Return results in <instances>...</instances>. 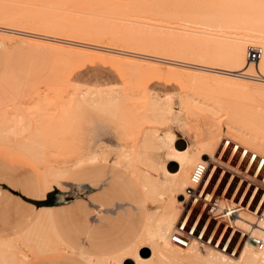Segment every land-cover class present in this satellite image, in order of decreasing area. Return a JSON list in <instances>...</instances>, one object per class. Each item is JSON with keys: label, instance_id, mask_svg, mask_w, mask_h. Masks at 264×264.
<instances>
[{"label": "bare ground", "instance_id": "obj_1", "mask_svg": "<svg viewBox=\"0 0 264 264\" xmlns=\"http://www.w3.org/2000/svg\"><path fill=\"white\" fill-rule=\"evenodd\" d=\"M130 1L98 0V3L92 4L89 8V10L93 8L94 11L85 12H74L75 9H72V12L70 8L63 10V6L67 5H61L63 3L58 1L59 7L55 4L53 8H57V10L53 11H56L59 18L53 13L48 17H46L47 15L36 17L39 18L36 29L46 31L49 35L53 33L50 35L51 37L54 34L56 37L63 34L98 44L103 42L108 46L116 47V49L112 50L113 47L111 49L110 46L107 49L104 46L105 49H103L101 48L103 46L97 48L94 45L92 47L93 44L91 47L81 43L75 44L70 42L71 38H69V42L59 41L58 38L45 39L54 44L70 48L102 50L130 60L162 62L176 66L184 70L182 75L188 87L185 93L179 94L182 97L173 101L174 95L161 96L152 92V94H148L150 91L145 94L146 92L138 91V89V95L136 93L131 95V92L136 91L135 87L133 91L126 87L130 91L128 93L127 89L113 86L95 88L70 83L68 85L64 83L65 88L63 84L60 85L64 88V94L63 92L60 94V91L63 90L58 87L63 82L61 75L57 77L61 80L58 85H53V87L52 84L50 85L52 88L49 89V92L52 91V95L47 90L45 96L42 95L43 93H40L42 96L37 93L36 97L41 98L38 101L36 99L37 102L30 100L34 105L30 110L27 109L25 112L24 108L17 107L18 109L14 108L15 110L11 112H9L10 108L7 109V112H2L0 109V144L11 141L8 145L14 144L39 164V161L42 162L47 158L44 154L45 146L53 140L56 133L59 136L66 131H76L83 119L87 121L86 116L79 114L84 107L98 115L99 113L106 117L110 115L112 121L116 120L119 131L125 133L132 129L130 130L132 136L138 137L142 132L139 150L143 158L141 165L145 168L138 170L135 167L136 156L126 148L128 151L122 152L121 159L130 156L127 162L125 161L127 169L142 186L146 199L151 204L158 205L155 212L148 214L140 240L143 242L142 244L145 242L150 255L146 257L141 255L140 249H138L139 242L137 248L134 246L128 252V259L131 257L134 264H156V262L187 264L188 261L194 264L198 262V264H264V247L262 250H257L248 243L242 246L238 255L228 257L196 242H191L188 247L181 248L170 241L171 234L183 211L185 189L190 186V172L192 173L194 167L201 162L208 166L219 164L222 153L219 154L220 157L217 160L215 157L224 139L233 141L234 138H237L241 144L237 142L236 144L245 145L243 148L264 157V111L254 103V99L250 98L254 95L260 101V97H264V0H139V3L137 0H133L135 3ZM67 4H70V0ZM80 4L81 2H78L77 6H84V3ZM60 7L63 8L59 9ZM58 10L67 11V13L62 11L57 13ZM68 11L76 14L71 15ZM78 12L86 13L92 17L97 16L98 13L99 16L103 15V19H107L109 15L110 17L107 22L99 21V19L97 23L95 19L93 21L89 16L90 20L89 18L85 19L84 15L79 14L81 19H85L79 21L80 17L75 18L78 17ZM52 15H54L53 18ZM60 17L63 18L60 19ZM65 18L67 19L63 20ZM178 24L186 28L180 27L181 29H179ZM177 27L178 29H176ZM168 29H172L173 32L174 30L182 32V34L175 32L176 34L173 35L175 40L170 41V48L166 46V37L170 35L169 31L166 33ZM183 31L195 36L188 33L185 35ZM85 42L87 43V41ZM250 47L261 49L262 55L256 62H251L248 59ZM64 52H55L57 56L52 54V58L54 57V63H63L66 70L70 63L66 60H71L73 56ZM159 55L164 56L166 60L160 58ZM125 64L132 74H136L143 67L140 63L133 61H125ZM61 68L63 71V67ZM28 87L31 88L32 85H28ZM220 93L227 94V96L228 94L234 95L237 100L230 103L223 101L219 96ZM244 95H248L246 99L243 98ZM1 100L2 97H0ZM13 100L12 103H15ZM21 100L22 98L19 105ZM132 100L141 103L133 104ZM2 102L4 101L2 100ZM17 102L18 100L15 104ZM22 103L25 104L26 101ZM28 103L30 102L27 101L26 105L30 108ZM0 105L4 106L2 110L7 106ZM262 111L263 114L259 115ZM204 115L212 117L210 120L214 121L213 123L210 121L212 125L206 131V136L200 139L197 133L194 144L187 143L185 147L179 148L176 145L177 136L175 134L178 127L183 130L189 129L191 127L189 120H197L200 116L204 118ZM222 117H226V120L220 123ZM133 118H137V120L135 121ZM131 122L133 125L130 124ZM153 122L157 125L159 123L166 124V130L162 129L163 131L158 133V129H150V126L144 131L142 130L141 127L144 123ZM72 139V141L77 140L73 136ZM64 142L66 141L64 140ZM87 143L91 144L92 139H88ZM77 149L73 148V154H77ZM155 150L163 152L160 160L156 161L151 158L152 156L147 155L149 153L147 151L153 153ZM103 151L99 153L86 151L87 153L79 154L76 166L83 163L106 161L108 157H105V154L107 152ZM100 153H104V155ZM208 162L210 163L208 164ZM171 166H174L173 170H171ZM60 169L48 165L43 171L45 188L49 191L51 185L66 174V171ZM179 196H181V201L183 199L182 202L179 200ZM250 222H253L251 214L240 208L239 216L235 217L234 223L240 230H249L260 237L264 243V221L258 224L259 228L251 227ZM16 248L21 251L22 245H17ZM185 254L187 256H184ZM124 257L120 264H125Z\"/></svg>", "mask_w": 264, "mask_h": 264}, {"label": "rangeland", "instance_id": "obj_2", "mask_svg": "<svg viewBox=\"0 0 264 264\" xmlns=\"http://www.w3.org/2000/svg\"><path fill=\"white\" fill-rule=\"evenodd\" d=\"M58 1L63 3L61 5H67L63 6L64 8L60 7L59 9L63 8V10H65V8H70L71 11L72 9H75L74 12L92 11L93 8L89 10L91 5L98 3V0H70V4H67L69 0H56V2L55 0H0V97H2V100L6 103L5 104L1 100L0 104L7 105L4 110H2L4 106L0 105L2 112H7V109L9 108V112L18 108H24L23 111L25 112L27 109L30 110L31 107H34L31 101H36V99L38 101L40 98L36 96H45L47 90L48 93L52 95V91L50 90L51 92H49V89L52 88L53 85L56 86V84L58 85L60 83V78L58 79L57 77L61 75V80L63 82L58 85L61 89L63 87H60V85H64V83L65 85L70 83L93 87L113 86L122 89L128 88L130 91H133L135 87V92L133 91L130 93L128 89L127 92L131 95H133V93L138 95V89V91L141 90L144 91V93L146 92L145 94L150 91L148 94L154 93L161 96L174 95L173 101H177L182 97V95L177 94L184 91V86L174 74H177L182 78L184 70L176 66L164 64L162 62H148L136 59L130 60L102 50L82 49L77 47L70 48L65 45L46 41L48 39L58 38L57 40L59 41L69 42V38H71L70 42L75 44L81 43L90 47L93 44L92 47H94V45L97 48L103 46L101 47L103 49H105L104 46L106 49L110 46L103 42L98 44L93 41L82 38L75 39L74 37L63 34H60L59 36L56 34L58 37L54 34L52 35L53 37H51L50 35L53 33H50L49 35L46 31L36 29V25L39 23V18L36 17H45L46 15V17H48L49 14H56V11L54 12L53 10H57V8L55 9L53 7H55V4L58 6ZM131 1L133 2V0ZM138 1L139 0H137V3H139ZM75 2L77 4L78 2H81V4L84 3V6H77ZM133 3H135V1ZM74 4H76V8H74ZM99 8L102 9L101 7ZM61 11L62 10H58L57 13H60ZM121 11L123 12V10ZM79 12L77 13L78 17L76 16L75 18L84 15L83 18L86 19L91 17L92 20H96L95 22L97 23L99 19V21L104 20L107 22L110 17L109 15L107 19H103V15L99 16L97 13L95 18L86 13L81 14ZM63 13H67V11ZM70 13L71 12H69V14ZM73 14L76 13H71V15ZM53 16L54 15H52V18ZM67 16L69 17V15ZM61 18L63 17H60V19ZM67 18L63 20H66ZM81 18L82 17H80L79 21L85 20ZM70 20L72 19L70 18ZM180 27L186 28L185 26L179 25V29H181ZM176 29H178V27ZM167 32L170 35L166 34L168 35V37H166V46L170 48V41L175 40V36L173 35L177 32L182 34V32H179L178 30L177 32L176 30L173 32L172 29L166 30V33ZM183 32H185V35L188 33L191 36H195L189 32ZM168 39L169 41L167 42ZM75 40H78V42ZM85 41H87V43ZM112 47L110 46L112 50L116 49V47ZM62 51L73 56L71 60H66L68 63L70 62V65L67 63L68 66L66 70V66L63 63L61 64V62H59V68V63L55 62L56 65L54 63V57L52 58V54H54L53 56H57L55 52ZM161 57L162 56H160V58ZM162 58L165 59L164 56ZM125 61H133L140 63L143 67L150 66L154 69H151L147 73L132 74L127 70H123L121 63L124 65ZM61 67H63V71ZM166 70L174 74L167 73ZM53 81L56 82L53 83ZM28 85H32V87L30 88ZM65 85L64 88L66 87ZM24 87L27 88L25 89ZM132 87L133 89H130ZM64 88L60 91V94L61 92L64 94ZM17 91L19 92L18 94H22L23 96L18 95ZM37 93L39 94L37 95ZM40 93L43 94L41 95ZM11 96H13V98H11ZM219 96L222 97L223 101L228 103L237 100V97L234 95L228 94L227 96V94L220 93ZM247 96L248 95H244L243 98L246 99ZM256 97L257 96L253 95L250 98L254 99V103L264 111V97H260V101L257 99L258 97ZM21 98V104L19 105L18 103ZM12 100L15 101V103L18 100V105L14 102L12 103ZM24 101H26V103L27 101L32 103L31 105L28 103L30 108H28L26 103H22ZM258 101L262 105L257 103ZM133 102L134 100H132V103ZM135 102L133 104H135ZM137 103L140 104L141 102H136V104ZM263 111L261 114H258L262 115ZM81 112H79V114L84 115V117L86 116L87 121H84L83 119L76 131H66V133H63L62 135L59 134V136L58 133H56L57 135L55 134L56 136L53 140L45 146L44 154L47 158L42 160L43 163L39 161L38 164L32 157L17 148L14 144H11L13 146L8 145L11 141L4 142L5 144H0V242L5 240H21L19 236L22 233L30 231L34 227H39L40 231L43 230L50 236L46 240V247H44L42 252H32L25 248L27 251V258L24 264H91L90 260L95 261L97 259L107 258L109 255L117 252L119 253L122 249V251H124L132 245H135L137 248V243L139 242L140 246H138V249H140L141 255L144 257L150 255V251L145 242L142 244L143 242L140 241L141 232L147 211H149L148 214L155 212L158 205L151 204L149 200L145 199L141 185L135 177L131 175L129 169H127L126 162L130 156H125V159H121L122 152L129 150L133 152L134 156H136L137 163L135 167L138 170H143V168H145L141 165L143 158L139 150V144L141 145V142L139 143V141L142 140H140L142 132H140L139 137L136 135L132 136L130 132L132 129H129L128 127L129 132H125V134L123 131H119L115 122L116 120L112 121L111 117H109L110 115L107 117L102 116L104 115L102 113V115L100 113L98 115L90 110H86L85 107ZM201 117L202 116L198 117L197 120L194 118V120H192L190 117L189 119L191 120L189 121L191 127L189 129L183 130L181 127H178L177 131H175L177 136L176 145L179 148L185 147L187 143L190 145L194 144L197 133L200 139L206 136V131H208L214 121L212 122L210 120L212 117L209 118L208 115H204V118ZM225 118L226 117L220 118V123L226 120ZM133 119L135 121L137 120V118ZM132 122L134 123L133 120ZM132 122L130 123L131 125H133ZM158 125L154 122L144 123L141 128L144 131L145 128L150 126V129H158V133L166 130V124ZM127 134L131 136H127ZM72 136L77 138V140L72 141ZM69 138L70 140H68ZM88 139H92L91 144L87 143ZM64 140L68 142L66 143ZM224 140L222 142H224ZM232 142L241 144V141L237 138H234ZM220 146L216 153V160L220 154ZM244 146L245 145L241 147ZM73 148L77 149V154H73ZM103 150L108 153V155L107 153L105 154V157H108L106 161H101L96 164L83 163L82 165L76 166L75 163H77L79 154H84L86 151L99 153ZM150 151L147 152L150 153ZM156 152L158 153L156 154ZM161 152L162 151L155 150L153 153H148L147 155L152 156L151 158L157 161L163 156V152ZM100 154L104 155V153ZM228 155L229 152L227 151L223 159L222 157L220 158L219 162L222 160L226 163ZM236 162L237 157L233 159L230 166L234 167ZM209 163L210 162H208V164ZM48 165H53L58 169L62 168L60 169L61 171H66V174H64L60 180L51 185L49 188L50 191L45 188L42 174ZM213 165L214 164H212V166ZM244 165L245 163L240 166V170L244 169ZM222 168L228 171L225 174L220 188L216 192V197L220 194L221 189L232 170L231 168L227 169V165L223 164L222 167L218 169V172H220ZM173 169L174 166H171V170ZM238 179L239 176L235 177L234 183L232 184L227 197H229L231 190ZM202 196H205L206 200L211 198V195L207 193L206 189ZM180 197L181 196H179V200ZM236 202L237 201L234 197L231 204L234 205ZM183 206L185 205L183 204ZM236 207H240L244 209L245 212L250 213V207L244 208L243 201H241ZM205 216L206 214H204L203 217ZM251 217L254 221L252 214ZM50 220L52 222H50ZM231 225L234 230H240V228L234 223V220L231 222ZM43 227L45 228L43 229ZM52 229H55L58 233L60 240L52 236ZM241 231L243 232V230ZM246 231L250 232L249 230H245V232ZM212 250L223 254L221 251L215 249ZM125 255V264H134L131 257L128 259V253L124 254V256ZM184 256L187 255L185 254ZM156 264L163 263L156 262ZM189 264L194 263L191 262Z\"/></svg>", "mask_w": 264, "mask_h": 264}, {"label": "built area", "instance_id": "obj_3", "mask_svg": "<svg viewBox=\"0 0 264 264\" xmlns=\"http://www.w3.org/2000/svg\"><path fill=\"white\" fill-rule=\"evenodd\" d=\"M261 55L259 48L250 47L248 49V59L251 62L258 61ZM222 143L220 150L222 159L226 152H229L226 163L221 160V164L208 166L201 162L194 167L190 176V186L185 189L186 197L183 201L185 206H183L182 215L171 234L170 241L181 248H186L191 242H196L201 246L210 247L230 257H235L246 243L257 250H262L264 247L260 237L248 231L234 230L231 225L235 217L239 216L240 207L236 206L241 201L244 203V208L250 207V213L254 218V221L250 222L251 227L259 228L258 224L264 221V157L229 139H225ZM235 157H237L236 165L231 167V162ZM243 163H245L244 169L240 170ZM223 164L227 165V169L232 170L220 194L216 197V192L228 171L222 168L218 172ZM238 176V181L227 197L235 177ZM205 189L211 195L209 200L202 196ZM234 197L237 202L232 205ZM204 214H206L205 217H203Z\"/></svg>", "mask_w": 264, "mask_h": 264}, {"label": "crops", "instance_id": "obj_4", "mask_svg": "<svg viewBox=\"0 0 264 264\" xmlns=\"http://www.w3.org/2000/svg\"><path fill=\"white\" fill-rule=\"evenodd\" d=\"M121 66H122L123 70L129 71L127 66H126V64L123 65L121 63ZM151 69H154V68H152L150 66H147V67L144 66V67L140 68L137 73H147ZM166 72L170 73V74H174V73L169 72L167 70H166ZM174 75L183 84L184 91L182 93H185L187 91L188 87H187V82H186L184 76L182 75L183 77L181 78L177 74H174ZM85 86H87V85H85ZM90 87H93V86H90ZM100 87H109V86H97L95 88H100ZM182 93H180V94H182ZM177 95H179V94H177ZM99 162H101V161L88 163V164H96V163H99ZM132 176H134V175H132ZM43 180H44V176H43ZM44 184H45V181H44ZM141 189L143 191L142 186H141ZM143 195H144V197L146 199L144 191H143ZM148 212L149 211H147V213L145 215V220H144V225H143V228H142V232L144 230V226H145L146 221H147ZM50 222H52V221L50 220ZM142 232H141V235H142ZM51 234L56 239L60 240V237H59L58 233L55 231V229L51 230ZM49 237L50 236L47 235L43 230L40 231L39 227L38 228L34 227L30 231L22 233L19 236V238L21 240H17V241H15V240H5V241L0 242V263L1 264H18V263L24 264L25 261H26V258H27V251L25 250V248L27 250H29V251H32V252H34V251L42 252L44 247H46V243L45 242H46V240ZM17 245H22V250L21 251L17 250V248H16ZM134 246L132 245L129 248H127L126 250H124V251H122L123 250L122 249L119 253L117 252V253L111 254L107 258L97 259L95 261H91L90 260V263L91 264H120V261L124 257V254L130 252V250ZM24 257H26V258H24Z\"/></svg>", "mask_w": 264, "mask_h": 264}]
</instances>
